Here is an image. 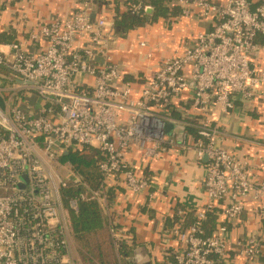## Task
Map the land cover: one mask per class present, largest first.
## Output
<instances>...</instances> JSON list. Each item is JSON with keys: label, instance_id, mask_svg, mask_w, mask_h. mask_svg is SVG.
Wrapping results in <instances>:
<instances>
[{"label": "built area", "instance_id": "built-area-1", "mask_svg": "<svg viewBox=\"0 0 264 264\" xmlns=\"http://www.w3.org/2000/svg\"><path fill=\"white\" fill-rule=\"evenodd\" d=\"M21 1L0 0V264H82L71 249L70 218L79 204H105L120 186L150 203L149 163L177 151H192L203 163V199L191 208L190 224L180 210L162 228L169 243L163 264H225L234 245L246 261L260 257L264 181L251 174L248 161L217 144L208 114L213 105L231 110L238 98L255 101L264 90V71L252 63L264 53V0H164L181 15L196 8L209 28L163 57L137 90L138 75L128 79L109 48L118 15L92 18L83 0L68 16L15 34L6 25L14 20L3 15ZM121 1L126 12L152 10L149 0ZM193 111L201 116L196 135L186 128ZM91 150L100 174L95 184L59 159ZM136 152L143 167L129 158ZM248 205L259 227L232 239L231 227ZM211 214L214 228L207 232ZM109 228L115 251L131 244L129 229L113 221Z\"/></svg>", "mask_w": 264, "mask_h": 264}, {"label": "crops", "instance_id": "crops-1", "mask_svg": "<svg viewBox=\"0 0 264 264\" xmlns=\"http://www.w3.org/2000/svg\"><path fill=\"white\" fill-rule=\"evenodd\" d=\"M81 1L23 0L5 12L3 19L7 23L14 20L12 25L5 24L17 34L35 24L68 16ZM88 1L93 18H109L124 12L121 0ZM211 1L224 3L226 0ZM165 4L170 9L165 16H159L142 26L126 28L119 23L120 16L116 20V26L124 27L125 32L118 30L109 48L112 58L122 65L128 79L138 75L136 90L140 88L141 78L153 73L163 57L181 51L183 45L193 42L197 33L209 28V20L198 17L196 8L190 7L188 15H181L179 6ZM150 13L152 10L148 11ZM148 53H151V57L147 56ZM252 63L259 71H264V53L254 54ZM260 92V96L252 102L236 99L234 107L225 112L218 105H213L208 119L217 127V144L248 161L251 174L264 181V90ZM176 116L180 117V113L176 112ZM190 118L198 121L201 116L193 111ZM134 154L129 155V158L135 161L137 167H143L145 161L141 155L138 152ZM148 167L153 174L149 192L155 196L150 203L146 201L145 194L134 196L121 186L115 188L105 204L97 203L106 219L107 231L112 221L130 230L132 252L127 257L130 264H163V255L169 243L162 237V228L177 221V212L180 210L186 211L183 221L186 225L190 224L193 220L191 208L200 206L203 199V163L196 160L192 151L186 154L171 152L162 160L152 161ZM250 211L251 205H248L240 217V223L231 227L232 239L243 238L259 227ZM214 223L215 215L211 214L205 222L207 232L212 231ZM237 251L238 247L234 245L225 264H264V253L255 260L246 261L236 254Z\"/></svg>", "mask_w": 264, "mask_h": 264}, {"label": "trees", "instance_id": "trees-1", "mask_svg": "<svg viewBox=\"0 0 264 264\" xmlns=\"http://www.w3.org/2000/svg\"><path fill=\"white\" fill-rule=\"evenodd\" d=\"M149 4L152 6V13L148 14L142 9L135 12L124 11L118 15L120 16L119 23L126 28H134L137 26H142L148 21H154L159 16H165L166 13L170 11V9L166 7L164 0H149ZM186 120L189 123L187 124L186 128L196 135L198 131V127L196 126L197 121L194 119ZM59 159L61 161H70L73 169L77 173L81 174L88 183L95 184L97 181H99L100 174L97 171L95 164V151L91 150L81 154L70 152L61 155ZM92 175L95 176L93 179ZM63 192L65 195H69L71 191L66 189ZM70 220L73 238L79 245L85 247L86 253L90 257H87L88 262H92V258H94L96 255L102 257L105 251L103 248L101 249V244L95 246L91 241V239H93L95 235H98L99 232L107 234L106 219L104 218V215H102L98 204L94 201L81 202L79 204L78 212L72 214ZM107 244L110 252H115L116 254L120 255V260H122L125 264H130L129 258L127 260V257H129L130 252H132L131 244L128 246H120L118 248V252L115 251L112 248V245L108 243V238Z\"/></svg>", "mask_w": 264, "mask_h": 264}, {"label": "rangeland", "instance_id": "rangeland-1", "mask_svg": "<svg viewBox=\"0 0 264 264\" xmlns=\"http://www.w3.org/2000/svg\"><path fill=\"white\" fill-rule=\"evenodd\" d=\"M65 161H68V160H65ZM65 161H61V162H65ZM94 177L95 176L92 175V179ZM92 184H94V183H92ZM107 238H108V243L110 245H112V237H111V232H110L109 227H108L107 234L99 232L98 235H95V237H93V239H91L92 243L95 246L96 245L98 246V244H101V249L103 248V250L105 251L104 255L102 257L96 255L94 258H92L93 259L92 262H88V260H87V257H89V256L86 253L85 247H82V245H79L74 238H72L73 239L72 240V246H71L72 253L76 258H78L80 260V262L82 264H125L122 260H120V255L116 254L115 252H114L115 253L114 254L112 251L110 252V249L108 248V244H107ZM112 248L114 249L113 245H112ZM84 253H85V255H84Z\"/></svg>", "mask_w": 264, "mask_h": 264}, {"label": "water", "instance_id": "water-1", "mask_svg": "<svg viewBox=\"0 0 264 264\" xmlns=\"http://www.w3.org/2000/svg\"><path fill=\"white\" fill-rule=\"evenodd\" d=\"M148 11H150V9H147ZM93 16H94V14L93 15H91V17L93 18ZM116 30H121L122 32H125V28L124 27H122V26H118V27H116ZM3 107H4V104H3V100H2V98L0 97V108H2L3 109ZM172 124L171 123H166V132H169L171 129H172ZM178 129H179V131H181L182 129H183V127L182 126H178L177 127ZM181 138V136H180V134L178 135V139H180ZM205 159V158H204ZM23 179L26 181V178L25 177H23ZM21 186L23 187L24 185L23 184H21ZM142 251L144 252V254H145V250H144V247H142Z\"/></svg>", "mask_w": 264, "mask_h": 264}]
</instances>
